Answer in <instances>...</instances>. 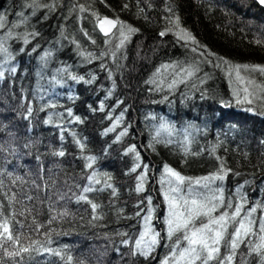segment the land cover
<instances>
[{
    "label": "trees",
    "instance_id": "1",
    "mask_svg": "<svg viewBox=\"0 0 264 264\" xmlns=\"http://www.w3.org/2000/svg\"><path fill=\"white\" fill-rule=\"evenodd\" d=\"M2 1L0 170L12 175L0 177V203L8 213L4 193L17 194L10 226L22 233L21 245L35 242L38 251L13 259L0 250V264H69L68 257L70 264H158L174 247L165 194L222 200L212 216L231 215L237 205L242 215L255 209L257 235L238 245L231 264H264L253 251L264 235V49L242 22L247 14L263 18L264 10L251 0H38V7L31 0ZM102 15L136 31L125 27L124 45L107 49L96 29ZM236 65L249 66L239 70L243 80ZM204 79L211 81L206 87ZM60 151L64 156L55 155ZM164 165L186 178L178 192L170 191L177 182ZM89 176L95 190L83 193ZM81 194L98 205L95 212L78 200ZM25 208L30 214L20 215ZM150 208L145 243L158 233L156 225L161 234L145 258L132 253ZM5 247L16 250L11 242ZM229 251L222 243L220 255Z\"/></svg>",
    "mask_w": 264,
    "mask_h": 264
},
{
    "label": "snow or ice",
    "instance_id": "2",
    "mask_svg": "<svg viewBox=\"0 0 264 264\" xmlns=\"http://www.w3.org/2000/svg\"><path fill=\"white\" fill-rule=\"evenodd\" d=\"M257 3L261 6H264V0H257ZM31 6L38 7V0H31ZM84 11V8L80 9ZM20 15H23L21 13ZM98 22L100 25V30L107 36L109 34V29L105 28V25L110 26L111 28H116L118 25V21H114L112 19L98 18ZM6 26V22L3 16H0V28ZM15 27V25H13ZM119 27L121 29V34L123 35V29L127 27L128 33H132L136 31V29L128 27L122 23H119ZM11 35V33H9ZM161 36L165 35L164 32L160 33ZM182 36L187 39H191L188 33H182ZM127 38V37H125ZM25 42H27V38H25ZM123 44V41H121ZM0 50L7 51V49L3 48L2 44H0ZM225 63H227L225 61ZM243 67L245 70H248V65H236V75L238 80H243L240 76V68ZM253 70H256L255 68ZM11 71H15V69H11ZM187 75L191 76L192 72L187 71ZM259 71L264 73V67H259ZM3 76V72H0V77ZM75 79V77H73ZM171 86V85H170ZM245 93H248V88L245 87L243 89ZM245 99L248 100L249 103L252 101L245 96ZM239 102V100H238ZM31 108L28 109V114L31 115ZM72 113L69 112V115ZM27 118V117H26ZM47 123V121H45ZM161 128L164 131H168L166 125H161ZM112 129H109L111 131ZM124 133H121L123 135ZM159 135V133H157ZM171 135V132H169ZM25 147H28L26 145ZM5 151L3 144H0V152ZM14 153L15 149H11ZM128 152H135V148H129ZM64 152L60 151L55 153L58 156H64ZM136 158L139 159V153H136ZM93 158L88 157V160L91 161ZM86 167L91 168L92 164L88 163ZM140 165L137 164L136 167L132 169V171H136V168H139ZM145 172L141 174L140 180L143 182L146 176L147 165L144 166ZM164 172L168 174V176L174 177L177 182L176 187H171L170 191L175 193L178 192L179 185L184 184L185 177L181 176L178 172H175L173 169L169 168L168 165H164ZM4 175L11 176L10 172H6V170H0V177ZM223 179V177H219ZM205 180L209 178H203ZM94 176L88 177L89 186H85L82 190L83 193H89L94 191L91 187L93 183ZM99 183V181H95ZM162 182H164V177H162ZM171 184V181H168ZM189 183H192L189 181ZM195 184H200V180L194 181ZM206 186V185H205ZM3 187V181L0 180V188ZM111 187V185H108ZM102 190V189H101ZM137 192L143 191V185H137ZM113 193H115V189H113ZM5 198L8 200L7 207L10 209L8 213H5V205L0 203V250L6 252L7 256L10 258L21 257L23 259V255L25 253L30 254L33 250H37L34 248L35 242H33V246H24L20 244V236L22 233H19L18 229H16V234H14V229L11 227V221L15 219L16 213L15 211H11L12 205L17 202V194L13 193L11 196L8 195L7 192L4 193ZM27 200H32L33 197L31 195L26 196ZM79 201H86L91 205L93 212L96 211L98 205L92 203L88 200L86 195L81 194L78 197ZM165 200L168 201V212L169 215L165 220L167 226V239L171 242L170 253L171 255L166 257L161 264H210L211 261L216 260L218 264H231L233 261L235 251L240 243H243L244 240L249 235H257L256 232L253 231V226L255 222L252 220L251 215L255 211V209L249 210V212L242 215V205H237L234 211L229 215L227 211L222 212L219 216H212V213L217 210L219 206H222L223 202L221 200V205H217L211 202V200H200L195 198L194 196H190L188 198L184 197H169L168 194H165ZM151 203V199L149 198V204ZM211 205V206H209ZM227 208H232L233 205L231 203L226 205ZM30 209L25 208L24 211L20 212V215H24L25 212L30 214ZM151 211L149 209V215L145 217V224L147 226L148 221L151 219ZM61 215H66V213H61ZM55 219V217H53ZM16 224L22 228L23 224L19 221H16ZM235 225L233 231L231 233L228 232L229 225ZM150 231V228L148 229ZM148 231L141 234L140 238L135 241L134 247L136 251H133V255H142L147 258L151 252L154 250L155 245L158 243L157 237L159 233H155L151 236L149 242L145 243V236L148 235ZM259 232L264 233V219L261 220L259 224ZM261 243L257 244L253 251L261 254L262 260H264V235H260L259 237ZM11 242V245L14 249L13 251H8L5 247L6 244ZM125 245L128 244V241H123ZM224 244L225 247L229 248V254L227 256L220 255V246ZM185 245L181 247V245ZM18 246V247H17ZM38 251V250H37ZM46 251H48L46 249ZM55 255H60L59 252H55ZM69 264L71 262V257H68Z\"/></svg>",
    "mask_w": 264,
    "mask_h": 264
},
{
    "label": "rangeland",
    "instance_id": "3",
    "mask_svg": "<svg viewBox=\"0 0 264 264\" xmlns=\"http://www.w3.org/2000/svg\"><path fill=\"white\" fill-rule=\"evenodd\" d=\"M235 1V0H234ZM251 1H253V2H255V4L256 5H258V7H260L262 10H264V6H261L260 4H258L257 3V0H251ZM3 1L2 0H0V5H1V3H2ZM248 4H250V3H248ZM252 16V15H251ZM103 18H108V19H112V20H114V21H116L115 20V18H112V17H110V16H107V15H102L101 17H100V19H103ZM242 22H245V25L247 26V27H249V29H250V33H252L251 34V39H253V43L254 44H261L262 45V48L264 49V17L263 18H252V17H250L249 16V14H247L246 16H244V21H242ZM99 25V22H97V24H96V29H97V31H98V33H99V35L102 37V38H105V39H107V49H112V48H114V46H116V48H119V47H121L122 45H124V38H123V35L121 34V31H118L116 34H115V31L117 30V27L116 28H112V31L106 36L100 29H98L100 26H98ZM118 26V25H117ZM251 27V28H250ZM251 29H252V31H251ZM115 34V35H114ZM257 35V36H256ZM263 36V38L261 37V36ZM260 38H261V40L262 41H260ZM121 41H123V44H121ZM256 41H259V43L258 42H256ZM132 66V65H131ZM127 72L126 73H128L129 72V67H127ZM131 69H133V68H130V72H133V70L131 71ZM231 71H232V69H231ZM231 71H229V70H227V72L229 73V76L228 77H230V75H231ZM233 73V75H234V72H232ZM231 78V77H230ZM126 81V80H125ZM216 81H218V80H216ZM215 82V81H214ZM124 83H127V82H124ZM211 83V81L209 80L208 81V79H204L203 80V82H201V84H202V86H207V85H209ZM200 84V85H201ZM202 95V94H201ZM141 105V104H140ZM199 105H201V103L199 104ZM215 112H217L216 110H214V113ZM196 114H201L199 111H197L196 112ZM181 117V116H180ZM182 118V117H181ZM227 119H224V121H226ZM218 122V121H217ZM221 124H224V122L221 120V122H220ZM247 123H242L241 125H243V126H245ZM245 140V139H244ZM134 141H135V144L137 143L138 145H139V142H140V138H137V137H135L134 138ZM140 150L141 151H144V149H143V147H140ZM149 179H150V188H152L153 186H152V184H153V182L156 180L155 179V174H154V171H149ZM168 215H169V212H168ZM148 229H149V226H148V224H147V226H145V231H148ZM156 229H158L157 230V232L159 233V235L161 234L160 233V231H159V226H157L156 225ZM158 251V250H157ZM157 251H156V253L154 254V259L152 260L153 262L152 263H154V260L157 258ZM171 255V253L169 252V253H167V255L165 256V257H163L161 260L163 261L166 257H168V256H170ZM151 261V260H150ZM149 263H151V262H149ZM159 264H161V263H159Z\"/></svg>",
    "mask_w": 264,
    "mask_h": 264
},
{
    "label": "water",
    "instance_id": "4",
    "mask_svg": "<svg viewBox=\"0 0 264 264\" xmlns=\"http://www.w3.org/2000/svg\"><path fill=\"white\" fill-rule=\"evenodd\" d=\"M98 26H100V25H98ZM105 28L109 29V33L112 31V28L110 26L105 25ZM98 29H100V27Z\"/></svg>",
    "mask_w": 264,
    "mask_h": 264
},
{
    "label": "bare ground",
    "instance_id": "5",
    "mask_svg": "<svg viewBox=\"0 0 264 264\" xmlns=\"http://www.w3.org/2000/svg\"><path fill=\"white\" fill-rule=\"evenodd\" d=\"M241 246V245H240ZM238 249V248H237ZM238 251V250H237ZM236 252V251H235ZM236 254V253H235ZM154 259V256H153V258L151 259V261L150 262H153L152 260ZM156 260V259H155ZM155 260H154V262H155ZM162 262V261H161ZM160 262V263H161ZM159 264V263H158Z\"/></svg>",
    "mask_w": 264,
    "mask_h": 264
}]
</instances>
